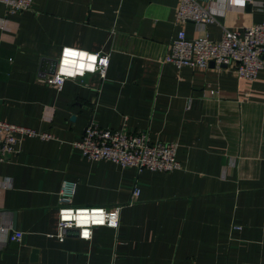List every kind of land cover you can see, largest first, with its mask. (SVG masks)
<instances>
[{
	"label": "crops",
	"instance_id": "crops-1",
	"mask_svg": "<svg viewBox=\"0 0 264 264\" xmlns=\"http://www.w3.org/2000/svg\"><path fill=\"white\" fill-rule=\"evenodd\" d=\"M197 1L215 24H176L178 0H35L18 14L0 4V121L51 136L0 163V264H264V70L247 82L234 65L164 62L179 31L218 41L222 28L264 22V0ZM64 47L108 55L105 79L41 83V61ZM91 124L174 143L181 169L88 162L72 143ZM63 181L73 208L121 206L118 229L59 241Z\"/></svg>",
	"mask_w": 264,
	"mask_h": 264
},
{
	"label": "built area",
	"instance_id": "built-area-1",
	"mask_svg": "<svg viewBox=\"0 0 264 264\" xmlns=\"http://www.w3.org/2000/svg\"><path fill=\"white\" fill-rule=\"evenodd\" d=\"M35 0H0L9 14L29 12ZM244 4H232L244 7ZM176 24L191 23L198 28H205L215 24L216 20L211 14L210 8L203 7L197 0H178L175 15ZM60 51L57 65L53 75L40 77L39 81L46 86L60 90L66 81L77 80L82 82L85 76L97 75L101 80L105 79L109 66V56L100 53L97 55L96 70L84 71L81 76L61 77L63 83L57 82L56 77L60 73L64 49ZM107 59V66L100 61ZM164 62L173 65L177 69L184 67L206 70L210 64L215 68L235 66L236 76L239 80L253 82L259 72L264 70V22L250 26L242 31H232L222 28L220 40L212 41L206 34L202 38L188 39L184 31H179L169 46V52ZM39 139L48 141L51 136L39 134L32 129L17 126L0 121V163L8 156L19 151L24 139ZM74 150L79 152L82 159L88 162H109L120 169H133L137 173H171L181 169L178 162L177 145L174 143L151 142L146 132L127 134L122 131L101 129L96 125L88 126L83 137L72 143ZM75 191V184L63 181L58 193L56 238L63 241L69 230L77 231L80 240L90 241L93 231L97 228L117 230L121 206L112 208H73L70 206ZM139 196V190L134 188L132 199ZM115 217V225L112 218ZM240 227L233 226V231ZM88 233L87 236L84 233ZM22 235L17 233L9 237V242L20 241Z\"/></svg>",
	"mask_w": 264,
	"mask_h": 264
},
{
	"label": "clouds",
	"instance_id": "clouds-1",
	"mask_svg": "<svg viewBox=\"0 0 264 264\" xmlns=\"http://www.w3.org/2000/svg\"><path fill=\"white\" fill-rule=\"evenodd\" d=\"M230 2L241 6L244 4V0H230ZM96 61L97 55L65 48L60 73L56 77L57 82L60 84L63 83L62 76L75 77L77 74L82 76L84 71H95ZM100 63L106 67L107 59L101 60ZM112 224L113 226L115 225V217L112 218ZM84 235L87 236L88 233L86 232Z\"/></svg>",
	"mask_w": 264,
	"mask_h": 264
},
{
	"label": "water",
	"instance_id": "water-1",
	"mask_svg": "<svg viewBox=\"0 0 264 264\" xmlns=\"http://www.w3.org/2000/svg\"><path fill=\"white\" fill-rule=\"evenodd\" d=\"M45 65H50L49 70H44L43 69V66H45ZM56 65H57V61L56 60H42L41 61L40 70H41L42 73H45L44 75H53L54 71H55V68H56ZM210 67H213V64H210ZM68 233H74V235L77 236V231H68L67 234ZM14 245L17 246V242H14Z\"/></svg>",
	"mask_w": 264,
	"mask_h": 264
}]
</instances>
